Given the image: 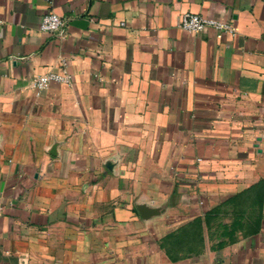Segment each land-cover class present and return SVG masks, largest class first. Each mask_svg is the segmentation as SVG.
I'll use <instances>...</instances> for the list:
<instances>
[{
  "label": "crops",
  "instance_id": "obj_1",
  "mask_svg": "<svg viewBox=\"0 0 264 264\" xmlns=\"http://www.w3.org/2000/svg\"><path fill=\"white\" fill-rule=\"evenodd\" d=\"M0 264H264V0H0Z\"/></svg>",
  "mask_w": 264,
  "mask_h": 264
},
{
  "label": "built area",
  "instance_id": "obj_2",
  "mask_svg": "<svg viewBox=\"0 0 264 264\" xmlns=\"http://www.w3.org/2000/svg\"><path fill=\"white\" fill-rule=\"evenodd\" d=\"M178 25L189 32H199L209 26L215 30L217 36H220L223 31H234L233 25L227 21L189 10H184L180 13ZM38 27L42 31L51 32L61 37L66 33L65 19L54 11L43 13L40 17ZM68 79V74L64 73V71H48L34 77L31 85L36 92H39L46 88L50 81L64 82Z\"/></svg>",
  "mask_w": 264,
  "mask_h": 264
},
{
  "label": "water",
  "instance_id": "obj_3",
  "mask_svg": "<svg viewBox=\"0 0 264 264\" xmlns=\"http://www.w3.org/2000/svg\"><path fill=\"white\" fill-rule=\"evenodd\" d=\"M137 209L143 218H149L153 215L159 214L163 211V207L157 205H150L145 202L137 203Z\"/></svg>",
  "mask_w": 264,
  "mask_h": 264
}]
</instances>
